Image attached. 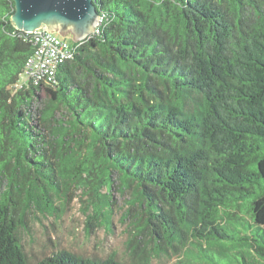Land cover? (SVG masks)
Returning <instances> with one entry per match:
<instances>
[{"label":"trees","instance_id":"obj_1","mask_svg":"<svg viewBox=\"0 0 264 264\" xmlns=\"http://www.w3.org/2000/svg\"><path fill=\"white\" fill-rule=\"evenodd\" d=\"M92 2L97 33L45 85L24 79L34 47L0 0V264H29L27 218L72 188L89 219L113 215V176L127 264H264V0Z\"/></svg>","mask_w":264,"mask_h":264},{"label":"rangeland","instance_id":"obj_2","mask_svg":"<svg viewBox=\"0 0 264 264\" xmlns=\"http://www.w3.org/2000/svg\"><path fill=\"white\" fill-rule=\"evenodd\" d=\"M53 33L68 42L73 40L71 35L62 37L58 32ZM40 96V99H45L43 93ZM113 179L116 181L110 191L113 209L110 217L94 216L93 220L89 219L90 212L85 209L83 190L75 188L68 190L67 194L62 193L64 198L56 203L61 211L55 216H29L24 231L21 232V245L28 263L36 264L43 258L64 250L96 261L115 257L127 264V246L134 234L130 220L125 218L131 199L127 193L122 194L118 189L116 176ZM173 262V259L162 258L152 264Z\"/></svg>","mask_w":264,"mask_h":264},{"label":"water","instance_id":"obj_3","mask_svg":"<svg viewBox=\"0 0 264 264\" xmlns=\"http://www.w3.org/2000/svg\"><path fill=\"white\" fill-rule=\"evenodd\" d=\"M11 26L19 32L33 33L44 27L48 33L71 35L82 42L97 25L98 11L92 0H12Z\"/></svg>","mask_w":264,"mask_h":264},{"label":"built area","instance_id":"obj_4","mask_svg":"<svg viewBox=\"0 0 264 264\" xmlns=\"http://www.w3.org/2000/svg\"><path fill=\"white\" fill-rule=\"evenodd\" d=\"M100 23L101 18L99 17L91 36L97 33ZM24 34L34 47L33 55L26 60L24 79L34 84L53 83L58 68L75 56L77 46L52 32L48 33L44 27L33 33Z\"/></svg>","mask_w":264,"mask_h":264}]
</instances>
